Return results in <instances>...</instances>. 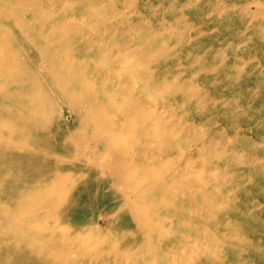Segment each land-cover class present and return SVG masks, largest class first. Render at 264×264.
I'll list each match as a JSON object with an SVG mask.
<instances>
[{
  "label": "rangeland",
  "instance_id": "rangeland-1",
  "mask_svg": "<svg viewBox=\"0 0 264 264\" xmlns=\"http://www.w3.org/2000/svg\"><path fill=\"white\" fill-rule=\"evenodd\" d=\"M0 264H264V0H0Z\"/></svg>",
  "mask_w": 264,
  "mask_h": 264
}]
</instances>
